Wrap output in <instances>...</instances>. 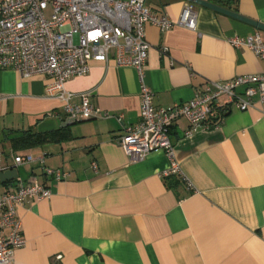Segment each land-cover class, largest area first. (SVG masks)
<instances>
[{"label":"crops","instance_id":"0c3cea01","mask_svg":"<svg viewBox=\"0 0 264 264\" xmlns=\"http://www.w3.org/2000/svg\"><path fill=\"white\" fill-rule=\"evenodd\" d=\"M202 1L264 25V0L234 8ZM145 4L176 24L166 32L146 28L154 106L190 101L209 81L264 73L262 59L229 42L254 34L264 41V30L196 4V29L189 30L177 25L186 0ZM90 66L66 83L73 93L90 92V103L109 115L86 121H71L46 96V77L0 70V168L18 170V178L0 179V194L21 182L52 192L18 209L26 243L13 264H264V102L255 97L251 109L232 108L219 125L189 136L188 123L177 121L171 140L181 172L164 178L171 164L165 152L134 162L119 144L140 120L137 71L113 61ZM29 133L42 136L39 143L16 144ZM25 156H44V164L17 167L15 158ZM46 168L68 176L57 181Z\"/></svg>","mask_w":264,"mask_h":264},{"label":"built area","instance_id":"2783aa9c","mask_svg":"<svg viewBox=\"0 0 264 264\" xmlns=\"http://www.w3.org/2000/svg\"><path fill=\"white\" fill-rule=\"evenodd\" d=\"M175 25L167 15L159 16L148 8L145 0H0V70H12L22 79L46 77V96L60 101L71 121H86L109 115L90 103V92L73 93L66 89V83L89 74L94 61L134 68L140 82V120L126 128L119 144L134 162L154 151L165 152L171 164L162 177H171L181 172L171 140L177 121L188 123L185 135L189 136L206 123L219 125L232 108L251 109L255 97L264 102L261 73L209 81L190 101L154 106V93L145 76L151 48L146 28L153 26L166 32ZM177 25L196 29L197 14L192 6L185 7ZM229 42L250 49L264 61V41L259 34ZM240 89H244L242 94ZM76 99L80 104L74 102ZM44 159L25 156L16 157L15 162L18 167L35 161L44 164ZM92 167L97 170L96 163ZM45 175L57 181L68 176L59 169L47 168ZM51 195L44 184L22 182L17 189L0 194V264H13L15 251L26 243L18 209L26 202L47 200Z\"/></svg>","mask_w":264,"mask_h":264},{"label":"water","instance_id":"95a60500","mask_svg":"<svg viewBox=\"0 0 264 264\" xmlns=\"http://www.w3.org/2000/svg\"><path fill=\"white\" fill-rule=\"evenodd\" d=\"M189 4L187 6H190V4H196V5H200V6H203V7H206V8H209V9H212L218 13H222L224 15H227V16H230L232 18H235V19H238V20H241L243 22H246L250 25H253L254 27L256 28H259L261 30H264V25L258 23V22H255L253 20H250L248 18H245L233 11H230V10H227L225 8H222L220 6H217V5H214L212 3H209V2H206V1H202V0H186ZM18 178V170L16 168L14 169H9V170H6V171H2L0 173V179L1 181H4V180H12V179H16Z\"/></svg>","mask_w":264,"mask_h":264},{"label":"trees","instance_id":"16d2710c","mask_svg":"<svg viewBox=\"0 0 264 264\" xmlns=\"http://www.w3.org/2000/svg\"><path fill=\"white\" fill-rule=\"evenodd\" d=\"M217 4L226 6L228 8H234L237 6L239 0H211ZM42 136L40 135H34V134H24L22 136L16 137L14 141L16 144H20V142H23L24 145H32L34 143H39Z\"/></svg>","mask_w":264,"mask_h":264}]
</instances>
